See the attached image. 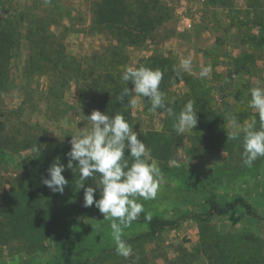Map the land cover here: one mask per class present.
Instances as JSON below:
<instances>
[{
	"label": "rangeland",
	"instance_id": "1",
	"mask_svg": "<svg viewBox=\"0 0 264 264\" xmlns=\"http://www.w3.org/2000/svg\"><path fill=\"white\" fill-rule=\"evenodd\" d=\"M97 1L52 0L45 5L44 0H0V19L5 24L15 23L20 32L16 34L18 46L9 61L8 77L0 78V139L5 142L0 153V264H212L208 257L212 251L206 254L202 250V235L208 237L212 248L226 250L231 258H250L253 264H264V219L247 215L241 208L208 220L192 215L207 213L211 199L225 203L244 197L264 217V158L251 168L243 166L242 142L227 140V129L232 128L229 121L222 132L225 141L235 142L230 147L223 145L218 150L210 145L211 149L187 130L182 136L170 138L174 145L168 161L158 160L151 153L163 178L156 199L140 198L139 202L152 218L179 221L174 227L150 233L142 213L124 229L122 239L133 250L128 258L116 254L110 221L103 219L94 205L84 207L81 203L75 212L53 204L65 198L67 185L62 194L57 192L50 199L53 191L43 184L49 175H43V179L33 175L38 164L49 169L57 158L60 163L69 161L71 134L87 127L84 116L97 109L94 103L88 105L82 100L80 74H66L57 80L50 64L42 70L47 73L29 71V56L34 54L37 42L31 41L28 33L32 29V33H38L35 38L49 51L48 58L58 59L56 46L62 45L84 67L87 59L100 64L103 53L120 43L113 34L94 27ZM149 1L161 8L158 14L162 22L131 45L120 47L127 58L126 66L138 67L153 55L172 57L179 66V61L191 54L193 77L199 78L202 65L212 66L210 77L202 81L214 88L216 107L235 112L243 106L250 115L239 121L241 125L256 118L257 112L248 107V102L250 89L264 85V47L252 45L254 39L264 37V0ZM150 14L154 16L153 11ZM238 89L246 96L240 104L236 100ZM172 90L185 94L187 83H176ZM137 99L132 123L141 139L142 132L162 129L165 114L150 113L143 99ZM37 141L44 142L45 147L34 145ZM27 142H34V146L24 148ZM181 157L183 160H178ZM62 174L74 192L84 197L83 188L75 187L79 177L66 171ZM28 184L36 192L42 189L39 201L30 199L29 189L22 191ZM88 186L95 188L96 181L88 178ZM12 193L20 198L18 205L9 201ZM94 196L100 198L99 188ZM23 200L28 202L27 207ZM7 213L9 221L4 218ZM183 215L191 216L181 219Z\"/></svg>",
	"mask_w": 264,
	"mask_h": 264
},
{
	"label": "trees",
	"instance_id": "2",
	"mask_svg": "<svg viewBox=\"0 0 264 264\" xmlns=\"http://www.w3.org/2000/svg\"><path fill=\"white\" fill-rule=\"evenodd\" d=\"M152 11L154 12L153 17L150 14V12ZM159 11H161V8H159L157 4H153L149 0H140L139 3L133 2L131 0H98L95 5L94 15L92 18L94 27L99 32H108L113 34L114 38L120 43V45L112 46L114 47V49L109 53L104 52L100 64L95 65L93 62L87 59L86 67L83 66V62H77L74 56L67 54L62 45L56 46L59 56L58 59H53L51 57L48 58L47 55H50L49 51L46 50V47H44V45H42L43 42H38L37 38H35L37 37L38 33H32V29L28 34L31 38V41L37 42V48L35 49L34 54L29 56L28 69L32 72L47 73L43 72V69L46 67V64H50V66H52L53 68L54 78L57 80H59L66 74L68 75V77H72L74 73L80 74L82 100L86 104L89 105L91 103H94L97 110L108 113L109 115L122 113L125 119L129 123L133 124L132 107H129L127 104L128 97H125L124 104H121L117 100V96L125 86L121 81V73L126 66L127 61L126 56L124 57V51L122 50V48L120 49V47L125 48L126 46L131 45L134 41H136V39H138L139 35H146L147 33L151 32L157 24H160L163 18L159 19ZM162 16L164 17V15ZM14 24L15 23L11 22H7V24H5V22L0 19V78L4 76L8 77L7 70L9 61L12 58L14 52L13 50L18 46L16 44V42H18V37L16 36V34H19L20 32L16 31V27L14 26ZM46 26H41L40 28H44ZM133 32L137 34H134ZM253 41L254 42L252 45H254V47L260 49L264 47V37H261L257 41L254 39ZM3 57H5V59ZM171 58L172 57H165L162 55H153L142 60L138 66L144 65L152 69L158 68L163 71L164 77L161 82L160 89L161 91L167 93L168 99L175 98V103L170 105L171 107H173L175 112L179 113L183 105L188 100L195 101L198 122L195 128L191 130L194 136L193 138L195 140H202L203 142H205V145H208L209 147L211 145L213 148H216L218 150L224 146L226 148L235 144V142L230 143L228 141H225L226 138L223 136L224 133L222 132V130L226 128L228 122L226 117L229 115H235L238 121H244L249 118L250 114H248V112L245 113L246 109L243 110V106L240 107L239 111L235 112L228 109L223 110L222 108L216 107L217 103L216 101H214V94H212L214 88H211V84L202 81L199 78H195L193 77V75H190L188 73L182 72L180 75H177L173 68L174 66L178 67V64L176 60ZM2 59L4 60L2 61ZM55 79H52V83L54 81L56 82ZM181 81L187 83L188 91L185 94L179 95L178 93L173 91L172 88L174 84ZM126 86L130 90L134 88V85L131 81L126 82ZM50 89L53 88L50 86ZM142 99L145 108L148 110V108L150 107V103L147 101L148 98L145 97ZM244 99H246V96H244V91L238 89L236 92L237 103H242ZM157 112L165 114L162 129L159 131L150 130L146 134L142 132L140 136L141 140L146 143V146L151 149V153L154 155V157L158 158V160L161 161H168V159H170L169 156L171 155L170 151L173 149L174 145L170 138H176L177 134L173 130V119L167 117V114L163 109H159L157 110ZM255 119L259 123L258 112ZM0 121L3 120L0 119ZM36 139L40 140L38 137ZM4 143L5 142L0 139V153L4 152ZM33 144L34 142H27L24 148H30L34 145L45 147L44 142L40 143L39 141H37L34 145ZM212 147L210 148L212 149ZM125 154H128L127 150ZM204 155L205 154H201L200 156ZM129 162L131 164L132 161L129 159ZM61 163L66 166L68 162ZM64 171L70 172L71 174L79 177L78 166L76 172H74L73 170H69V168L67 167ZM32 173L37 179H43L45 175H49L47 166L45 164H38L37 166H35L34 170H32ZM98 177L99 174H97L96 179ZM90 179L94 180L93 178ZM30 188L32 187H29L28 184L26 187H23L22 191L25 192L29 189L28 196L30 197V199L34 198L35 201H39L37 196L42 193V189L39 190V192H36ZM82 191H84V189ZM56 193L57 192L51 193L49 195V198L53 199L54 197H56ZM12 194L14 196L11 195L12 197L9 201H14L15 204H19L20 200H18V195L15 193ZM23 201L25 202V206L27 207L26 204H28V202H26L25 200ZM83 201L84 197L79 196L76 192H74L70 184H67L65 190V198H59L53 201V204L66 206L72 210H75L76 212L78 209L77 206L83 203ZM239 208H241L247 215L259 219H264V217L260 216L253 209L252 204L248 202L244 197H237L225 203H220L215 199H211L209 201V211L207 213H196L192 215L199 217L201 220H208L214 215H227ZM8 213L6 214V216H4L5 219H8L6 221L11 220L9 219V217H7L9 216ZM190 216L183 215L181 219H186ZM178 221L154 217L151 219V221H148L150 225V233H156L159 229L162 228L174 227L178 224ZM201 244L203 247L202 250L206 254H210V252L212 251V254L208 256L212 264L254 263H252V260H250V258H246L245 260L231 258L229 257L228 252H224L226 250L222 251V248H216L214 245L212 248L209 244L208 237H205L203 235Z\"/></svg>",
	"mask_w": 264,
	"mask_h": 264
},
{
	"label": "clouds",
	"instance_id": "3",
	"mask_svg": "<svg viewBox=\"0 0 264 264\" xmlns=\"http://www.w3.org/2000/svg\"><path fill=\"white\" fill-rule=\"evenodd\" d=\"M51 2L52 0H44L45 5ZM192 68L193 57L189 54L182 58L179 66H174L173 70L177 75L182 72L191 74ZM211 72V64L202 65L199 78H209ZM163 77V71L158 68L152 69L144 65L125 66L121 73V81L125 86L117 100L124 104L125 97H128V106L135 107L138 103L137 97H147L150 103L148 111L155 114L157 110L163 109L167 117L173 119V130L177 136H182L197 125L195 101L188 100L179 113L175 112L170 106L175 103V98L168 99L167 93L160 89ZM129 81L134 85L131 90L126 86ZM248 107L258 112L259 123L253 118L241 125L235 115L227 116L226 119L232 124L231 130L227 129V140L242 142V164L251 168L259 158H264V85L258 84L250 89ZM84 117L87 127L71 134V149L67 153L68 164L65 166L57 158L48 169L49 176L43 180V184L53 192L62 194L69 183L62 173L66 167L76 172L78 166L79 179L76 180L75 187L84 189V207L94 205L103 215V219L110 221L116 254L128 258L133 250L131 245L122 239L124 229L131 227L142 213L145 220L151 221V213L145 211L143 203L139 200L156 199L163 172L158 162L151 158V149L138 138V133L133 131V124L129 123L122 113L109 115L100 110H93L90 115ZM127 157H131V164ZM178 160L172 161L177 167L180 166ZM190 161L191 158L186 161L188 166ZM97 174L99 179H96ZM88 178L96 181L95 188L85 187ZM97 188L100 190L99 199L94 196Z\"/></svg>",
	"mask_w": 264,
	"mask_h": 264
},
{
	"label": "crops",
	"instance_id": "4",
	"mask_svg": "<svg viewBox=\"0 0 264 264\" xmlns=\"http://www.w3.org/2000/svg\"><path fill=\"white\" fill-rule=\"evenodd\" d=\"M258 32V31H257Z\"/></svg>",
	"mask_w": 264,
	"mask_h": 264
}]
</instances>
